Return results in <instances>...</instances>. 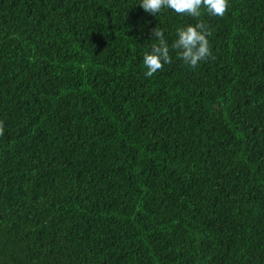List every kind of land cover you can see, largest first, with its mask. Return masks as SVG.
I'll use <instances>...</instances> for the list:
<instances>
[{
	"label": "trees",
	"instance_id": "16d2710c",
	"mask_svg": "<svg viewBox=\"0 0 264 264\" xmlns=\"http://www.w3.org/2000/svg\"><path fill=\"white\" fill-rule=\"evenodd\" d=\"M140 2L0 0V264H264V0L195 69Z\"/></svg>",
	"mask_w": 264,
	"mask_h": 264
},
{
	"label": "clouds",
	"instance_id": "9594fccd",
	"mask_svg": "<svg viewBox=\"0 0 264 264\" xmlns=\"http://www.w3.org/2000/svg\"><path fill=\"white\" fill-rule=\"evenodd\" d=\"M140 5L146 12L155 16L163 9H171L181 16L197 18V23L176 29L177 39L172 43L171 48L176 50L177 57L191 69H195L200 62L210 57L214 58L208 39L211 30L199 18L202 16V10H206L212 16L223 17L228 11L229 0H141ZM152 32L157 42L153 43L151 50L143 55L146 77H152L163 70L165 64L172 63L169 43L165 39L163 30L155 27ZM3 134L4 122L0 121V136Z\"/></svg>",
	"mask_w": 264,
	"mask_h": 264
}]
</instances>
